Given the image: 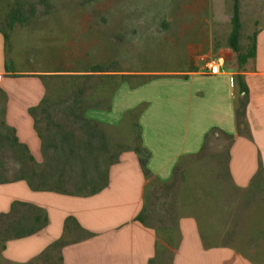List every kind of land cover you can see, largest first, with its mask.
<instances>
[{"label":"crops","instance_id":"0c3cea01","mask_svg":"<svg viewBox=\"0 0 264 264\" xmlns=\"http://www.w3.org/2000/svg\"><path fill=\"white\" fill-rule=\"evenodd\" d=\"M234 2L212 12L206 26L200 17L207 8L179 7L184 50L178 67L110 70L101 63L106 73L127 76L109 115L120 120L126 110H141L135 142L147 152L148 174L132 144L109 163L106 185L92 194L35 190L22 179L0 184V212L21 201L44 209L49 219L40 231L6 241L4 259L30 264L55 253L61 264H264V200L248 199L264 179V11L256 2L236 0L240 27L233 36ZM125 31L120 42L131 44L137 30ZM5 34L1 26L0 81L22 74H85L95 64L8 71ZM253 46L254 55L239 64L238 54L248 55ZM209 58L223 59L218 73L200 70ZM237 76L247 95L239 91ZM38 104L25 102V113H16L8 101L4 118L33 159L44 143L27 109ZM218 141L224 147L208 151ZM196 174L197 183L186 186L185 175ZM152 206L164 215L151 213Z\"/></svg>","mask_w":264,"mask_h":264},{"label":"rangeland","instance_id":"374dc122","mask_svg":"<svg viewBox=\"0 0 264 264\" xmlns=\"http://www.w3.org/2000/svg\"><path fill=\"white\" fill-rule=\"evenodd\" d=\"M230 1L0 0V27H5L7 35L6 69L43 71L55 66L81 67L91 63H102L110 70L115 66L134 69L178 67L177 60L181 59L184 50L183 41L178 38L181 32L179 24L183 21L179 7L196 5L207 8L200 17L206 26V22L212 20V12ZM247 2L251 5L256 2L261 6L260 14L264 11V0ZM164 22L169 24L167 28L162 27ZM130 26L137 30V38L136 35L132 36L129 40L131 44H122L124 41L118 35L128 33L125 29ZM166 34L169 41L163 38ZM57 81L32 74L4 77L0 81V89L13 112L18 109L16 113H25V102H40L33 116L44 143L39 158L30 161L24 155L21 159L16 148L10 146L11 132L1 127L0 184L24 174L25 180L33 188H62L66 192L88 193L103 183L108 165L118 152L135 143L139 134L135 126H140L138 116L141 111L133 112L132 116L125 111L119 120L120 116H115V113L110 116L109 111L89 107L95 102L83 103L76 92L65 89L63 85L55 89L52 83ZM46 83L52 86L46 89ZM74 106L86 109H83V113H71ZM27 112L30 114V109ZM116 118L119 122L114 125L112 123ZM63 131L71 132V137L65 138ZM223 147L224 144L218 141L209 146L208 151L215 153ZM185 176L186 186L200 179V174ZM59 177L62 180L60 186L59 181L49 183L50 178L58 180ZM258 184L260 186L248 192L250 201L264 200V179ZM183 192L188 193L189 190ZM236 193L230 191L234 196ZM155 194L160 197L161 191L157 190ZM150 210H154L151 213L158 217L164 215L161 207L152 206ZM2 226L0 264H18L7 261L1 254L2 236L5 233ZM30 264L61 262L54 253L50 258Z\"/></svg>","mask_w":264,"mask_h":264},{"label":"trees","instance_id":"16d2710c","mask_svg":"<svg viewBox=\"0 0 264 264\" xmlns=\"http://www.w3.org/2000/svg\"><path fill=\"white\" fill-rule=\"evenodd\" d=\"M18 5V3H16ZM232 25H233V36H236L238 29L240 27L239 20H238V7L236 0L233 4V14H232ZM5 34V38H6ZM255 47H251V49L248 52V55H243L241 53L238 54V62L241 64L248 56L254 55ZM9 71V70H8ZM42 78H50L53 80H58L57 82L52 83L55 89L63 85L65 89H70L73 92H76L82 99L83 103H90L95 102L92 106L89 107H99L101 110H106L111 112V106H112V100L114 93L117 91L119 86L124 82H129L127 80L126 75H119V74H113V73H106L105 70H103V67L99 63L92 64L90 66V70L88 73L85 74H44L40 75ZM45 76V77H44ZM237 85L239 86V91L244 92L245 95L248 93L247 86L240 81L239 77L237 76ZM52 84L46 83L45 88L49 89ZM52 89V88H51ZM54 89V90H55ZM76 102L77 99H75ZM86 105V104H85ZM140 108V106H139ZM5 109H6V97L4 92L0 89V128L3 127L9 132H11V138H10V146L12 148H16V150L21 154L20 158L23 159V156L25 155L26 159L33 161L34 159L29 154V151L27 147L20 143L15 136L14 129L7 126L5 123ZM83 106H74L70 111L73 113L74 111H78L79 113H83ZM35 108L30 110V113L33 115ZM135 111H141L140 109ZM134 110H126L127 114H132L135 112ZM125 112V111H124ZM123 112V113H124ZM132 116V115H131ZM138 129V138L140 135V126H135ZM36 128V123H35ZM37 129V128H36ZM38 132V130H37ZM62 133L65 138L69 139L71 137V132L69 131H63ZM40 134V133H39ZM63 139V138H62ZM136 144V145H135ZM133 150L138 155L140 166L143 170L144 175L148 174V170L146 167V161H147V152L146 150L140 146L139 143H134ZM105 178H107L106 175H104ZM25 175L23 174L21 177H18L13 180H25ZM54 178L49 179V183H57L56 181H59L58 185L62 183L60 177L58 180H53ZM60 179V180H59ZM47 183V182H44ZM106 185V179L103 184L100 185V187H95L88 191V194H92L97 192L100 188L102 189ZM58 186V187H59ZM32 187V186H31ZM38 189V188H33ZM42 190H52L57 191L60 193H67L64 189L58 188V189H42ZM22 213V214H21ZM139 217V215L137 216ZM139 219V218H138ZM68 221V218H67ZM49 222L48 215L46 211L40 207H37L35 205L21 202V201H13L10 205V209L6 213H0V225L2 226L1 229L5 232L2 236V245L1 250L4 249V242L11 240V239H17L26 237L29 235H32L44 227L47 226ZM67 222L65 224L66 228ZM7 233V234H6Z\"/></svg>","mask_w":264,"mask_h":264},{"label":"built area","instance_id":"2783aa9c","mask_svg":"<svg viewBox=\"0 0 264 264\" xmlns=\"http://www.w3.org/2000/svg\"><path fill=\"white\" fill-rule=\"evenodd\" d=\"M222 65V58H209L200 70L208 74H216L220 71Z\"/></svg>","mask_w":264,"mask_h":264}]
</instances>
